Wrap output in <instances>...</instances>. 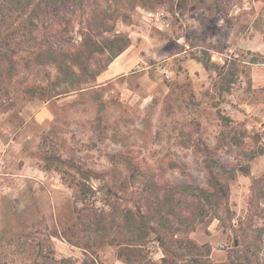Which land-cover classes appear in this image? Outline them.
<instances>
[{"label":"rangeland","instance_id":"1","mask_svg":"<svg viewBox=\"0 0 264 264\" xmlns=\"http://www.w3.org/2000/svg\"><path fill=\"white\" fill-rule=\"evenodd\" d=\"M101 9L109 32H97ZM71 25L0 67V264H126L108 243L124 235L100 227L154 185L207 186L205 145L233 175L217 173L228 197L186 235L225 264L240 221L264 226V0H96ZM85 34L128 45L108 64L94 53L82 73ZM75 179L95 197L77 201ZM148 249L159 261L157 241Z\"/></svg>","mask_w":264,"mask_h":264},{"label":"trees","instance_id":"2","mask_svg":"<svg viewBox=\"0 0 264 264\" xmlns=\"http://www.w3.org/2000/svg\"><path fill=\"white\" fill-rule=\"evenodd\" d=\"M123 1L113 0L115 4L120 5ZM95 2L96 0H0V67L13 62L20 45L23 42L27 43L28 38L34 41L36 47L52 48L48 38L49 35L56 36L60 33L56 29L57 24L63 25L61 29L73 27L71 23L74 17L79 14L84 15L87 10H91ZM107 11L101 9L100 27L103 28L97 32L112 30L113 25L105 26ZM112 14L115 16L114 13ZM40 32L45 34L38 39L36 34ZM118 40L122 42L120 45H117ZM127 45L128 39L122 36L108 38L102 45L93 34L83 35L80 47L87 48V61L79 65L81 72H89V60L94 58V53L107 51L106 64H108ZM223 68L222 66L219 71L221 76L225 74ZM101 71L102 68L92 70L89 78L84 82L94 80ZM226 89L228 90V87ZM200 151L204 152L203 166L207 171V186H200L191 177L187 178L186 182L165 181L158 186L154 185L151 192L155 195L152 197L146 195L142 203L140 200L135 207L124 208L120 224L117 223L114 227L111 225L100 227L104 232L116 228L117 232L124 235V239L118 240L112 237L108 241L115 247L117 259L126 264H215L210 259L211 246L208 243H196L186 233L192 231L197 222L203 221L210 214L211 209L215 210L227 199V184L219 179L217 173L228 172L232 176L233 169L214 158L213 149L208 145L203 146ZM43 160L46 169L52 168L48 156H44ZM129 168L131 174H136L134 170H137V166ZM71 182H74L72 186L75 185L77 201L95 197L96 190L85 181L75 179ZM237 232L239 241L232 242L228 261L225 264H264L262 251L264 226L256 227L251 223L240 221ZM180 233L184 235L179 236ZM150 238L157 241L160 248L162 256L159 261H155L149 254ZM69 261L62 259L64 264H77ZM79 264H95V262L90 258L83 259Z\"/></svg>","mask_w":264,"mask_h":264},{"label":"crops","instance_id":"3","mask_svg":"<svg viewBox=\"0 0 264 264\" xmlns=\"http://www.w3.org/2000/svg\"><path fill=\"white\" fill-rule=\"evenodd\" d=\"M101 74H103V72ZM36 115H37V120H39V122H41V123L43 120H45V118H47V119L51 118L50 113H37Z\"/></svg>","mask_w":264,"mask_h":264},{"label":"built area","instance_id":"4","mask_svg":"<svg viewBox=\"0 0 264 264\" xmlns=\"http://www.w3.org/2000/svg\"><path fill=\"white\" fill-rule=\"evenodd\" d=\"M158 14H159V15H158L159 17L157 16V18H160V17L162 18V16H164V15H166V16L169 15V13L166 12V11H161V12H159Z\"/></svg>","mask_w":264,"mask_h":264}]
</instances>
